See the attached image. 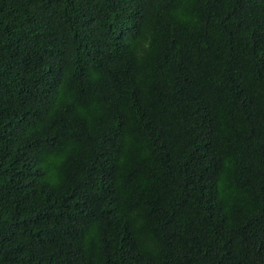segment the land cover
Segmentation results:
<instances>
[{"label":"trees","instance_id":"1","mask_svg":"<svg viewBox=\"0 0 264 264\" xmlns=\"http://www.w3.org/2000/svg\"><path fill=\"white\" fill-rule=\"evenodd\" d=\"M0 264H264V0H0Z\"/></svg>","mask_w":264,"mask_h":264}]
</instances>
